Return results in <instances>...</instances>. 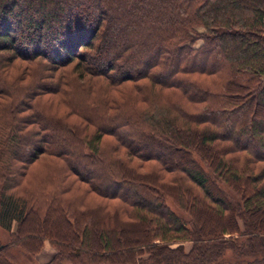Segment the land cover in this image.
<instances>
[{
    "label": "trees",
    "instance_id": "trees-1",
    "mask_svg": "<svg viewBox=\"0 0 264 264\" xmlns=\"http://www.w3.org/2000/svg\"><path fill=\"white\" fill-rule=\"evenodd\" d=\"M6 54L94 95L77 121L19 115L28 87L0 108V264L46 241L51 264H264V0H0V100Z\"/></svg>",
    "mask_w": 264,
    "mask_h": 264
},
{
    "label": "rangeland",
    "instance_id": "rangeland-1",
    "mask_svg": "<svg viewBox=\"0 0 264 264\" xmlns=\"http://www.w3.org/2000/svg\"><path fill=\"white\" fill-rule=\"evenodd\" d=\"M200 42L197 43V45H199ZM5 56V57H4ZM4 59L8 60L6 61V63L4 62L3 64L6 66L4 67L3 70V76H4V80L8 83L7 87L2 86L4 88V91H6L7 96H3L1 95V100L0 102H4L0 108L4 107L5 103H9L8 101H10V94H13V91H17V90H23L25 88H30L33 90V93L31 95H29L30 100L27 102L28 98H26L25 102L26 104L23 107H18L19 110H23V114H19V115H24V116H29L31 111L28 110V107H30L31 105L37 107L39 109V111H41V113H43L46 116L52 117L53 121H77L78 119H76L75 115L71 114V109H74L76 107H78L80 104L84 105L86 104L90 98H92V96L94 95V90L93 93L91 94L90 89H88L86 91V93H84L83 91H81L80 89L72 91V89H66V90H60V87H58L57 85V81H61V78L63 77L65 80H67L68 82H70V84L74 85L75 81V77H77V74L74 71V64H71L70 66H67L65 68H56L54 70H49L48 73H46L45 71H43V75L46 77L44 78L41 82H43V85L38 86L39 88H35L32 83L34 82V76H36V72L40 73V71L42 70V68L44 69L43 66H41V70H40V64H38V60L34 61V62H29V61H24L21 59L16 58L15 62L11 63L9 62L10 59L13 60L15 59V56H11V54H6L4 55ZM43 63V62H42ZM44 65V64H43ZM46 65V64H45ZM10 67V69H8ZM48 68V67H45ZM53 69V68H52ZM52 76L51 78L47 77L48 75ZM53 78V79H52ZM64 80V82H65ZM56 81V82H55ZM18 82V83H17ZM36 82L40 83V81ZM51 85L46 87L45 85ZM55 83V84H54ZM9 85V86H8ZM75 85H77L75 83ZM75 87V86H74ZM123 90H125L124 94L120 95L117 93H113V95H116L117 97L121 98V108L126 107V111H129L131 109V105L133 103V92L130 91V89L126 88H122ZM24 91V90H23ZM10 92V94H9ZM66 92V93H65ZM75 93V95L73 94ZM36 97V98H35ZM146 105V104H145ZM144 104L142 106H138L137 108H141L142 109L144 107H148L145 106ZM8 105H5V107H7ZM133 107V106H132ZM107 141H112V140H107ZM44 166L43 162L38 163L34 169H32L29 179L33 182H41V176L42 173H40L41 167ZM203 166V165H202ZM150 170V169H149ZM147 170V168L141 169V172H146L149 171ZM37 182V183H38ZM46 184L52 183L53 180H44L43 181ZM217 186H219V188L225 190L227 192V195L229 196L230 200H233L234 202L236 200H238V196L232 192L231 190H228L226 188V186H224L223 184H220L218 182H216ZM164 202L165 204L170 207L175 213H177L180 216H183L184 218H187V214L185 213V211L183 210V208L181 207V205L179 206L173 199L168 198V197H164ZM229 237V236H227ZM238 237V235H233V238ZM244 239V238H243ZM243 239L238 238L237 241H239L238 243L242 242ZM10 241V234L7 233L6 231L0 229V243L2 244H6ZM48 242V241H47ZM261 242L264 245V236L261 237ZM51 245V244H50ZM52 246V245H51ZM187 249H189L190 244H186ZM53 248V256L51 258V260L48 262V264H51V262L53 261L56 251ZM42 250V249H41ZM40 250V252H41ZM37 253L35 257H33V261L32 262H28V259L24 258L20 252L16 249L13 250V254L16 255V264H38L36 262V258L37 256L40 254ZM45 258V256H44ZM261 259V258H259ZM250 261L254 260V259H249ZM248 261V262H250ZM217 264H249L246 263V259L244 257L241 256H235L232 254L231 251H226V253L224 254L223 257L219 258L218 261L216 262ZM53 264H72L68 261H62V262H55Z\"/></svg>",
    "mask_w": 264,
    "mask_h": 264
},
{
    "label": "crops",
    "instance_id": "crops-1",
    "mask_svg": "<svg viewBox=\"0 0 264 264\" xmlns=\"http://www.w3.org/2000/svg\"><path fill=\"white\" fill-rule=\"evenodd\" d=\"M52 256H53V248L50 245V243L46 241L42 247L40 254L36 258V262L38 264H48Z\"/></svg>",
    "mask_w": 264,
    "mask_h": 264
}]
</instances>
